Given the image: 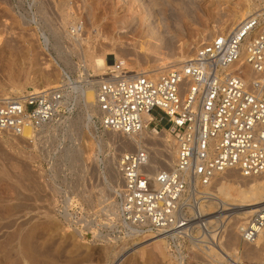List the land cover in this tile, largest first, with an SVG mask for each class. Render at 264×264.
Segmentation results:
<instances>
[{"label":"built area","instance_id":"2783aa9c","mask_svg":"<svg viewBox=\"0 0 264 264\" xmlns=\"http://www.w3.org/2000/svg\"><path fill=\"white\" fill-rule=\"evenodd\" d=\"M126 72L117 64L98 78L92 105L84 100L86 75L80 81L65 72L51 87L0 95V133L22 138L44 163H61L63 199L71 202L60 214L80 239L161 238L175 264L234 263L213 253L230 215L222 213L231 209H222L210 186L228 169L264 175L263 14L250 13L176 67ZM78 112L81 128L72 129ZM163 121L174 139L171 163L151 175L153 153L141 143L115 157L121 145L114 134L128 139ZM92 197L101 200L100 211L72 203ZM98 213L106 217L99 235L98 222L88 219ZM263 228L264 203L235 226L248 245Z\"/></svg>","mask_w":264,"mask_h":264},{"label":"rangeland","instance_id":"374dc122","mask_svg":"<svg viewBox=\"0 0 264 264\" xmlns=\"http://www.w3.org/2000/svg\"><path fill=\"white\" fill-rule=\"evenodd\" d=\"M244 9L264 17V0H0V95L51 87L63 72L80 81L83 69L99 77L90 66L93 56L104 55L111 65L116 57L124 71L168 70L200 44L232 30L246 17ZM98 69L107 74L112 68ZM151 114L161 113L155 109ZM81 115H74L72 129L81 128ZM165 123L143 132L140 142L151 148L157 168L164 166L163 153L170 163L174 153ZM119 145L115 157L135 146ZM62 175L61 163H44L22 138L0 133V264H170L151 246L136 250L138 240L80 239L60 214L64 202H71L63 199ZM263 178L228 169L212 179L210 190L222 199V186L236 188ZM72 203L100 211L102 202L92 197ZM230 211L222 213L230 215L219 237L234 262L226 264H264V228L258 240L244 244L235 226L249 214ZM90 218L98 222L93 230L99 235L106 217Z\"/></svg>","mask_w":264,"mask_h":264},{"label":"bare ground","instance_id":"6f19581e","mask_svg":"<svg viewBox=\"0 0 264 264\" xmlns=\"http://www.w3.org/2000/svg\"><path fill=\"white\" fill-rule=\"evenodd\" d=\"M249 14H250V12L248 9H244L243 12L241 13V15H243V16H247ZM108 53L111 54V52H107L106 54H108ZM106 59H108V58L105 57L104 55L92 57V61H91L90 66L92 68H94V70H96L99 77L97 75H94V74H89L87 69H83L84 74L86 75V78H87L86 79L87 80V87L84 91V100H85V103L88 105H92V103L94 102L95 90H94L93 84L98 80V78H100L104 74V72L102 70L98 69V66L108 67V69H109V68H114L117 64H123V63H121L122 61L120 59H117L116 57L114 58V60H115L114 65H111V63H108L106 61ZM176 61H177L176 59H172L169 61V63H173ZM178 64H176V65H178ZM237 68L240 69L239 64L237 65ZM241 70L245 73L247 78L251 77V70L248 67H244V68L242 67ZM133 72L134 71L131 69L130 71H127L126 73L129 74V73H133ZM156 73H158V72H156ZM90 77H96V78H90ZM34 86H36V84H34ZM149 117H150V115L147 114L146 119H148ZM30 132H31L30 128L26 127L22 132V136L27 137L30 134ZM144 138L145 137L143 135V132H141L140 134H137L136 136L130 137L128 139H124L122 137L121 139L119 138L118 140L120 141V143L129 142V143L134 144L135 145L134 147H138L140 145V142H142V140ZM165 150H167V152H168L169 149L165 148ZM169 154H167V155H169ZM162 159H163V162H165V163H163L164 165L170 163V158L168 156H166L164 153L162 155ZM156 170H157V167H156L154 160H153L150 162V165L148 167V171L151 175H153ZM261 177H264V175H261ZM219 193L222 195V199L219 197H216L217 196L216 193H215L216 194L215 197L222 201V209L223 210L232 208L230 211L231 213L234 212V210H235V213L240 212L243 215L244 214L245 215L250 214L254 207H256L259 204L264 203V178L261 180H254L250 183L247 182L246 184H244V186H238L236 188H230L227 186H222V188H219ZM228 204L229 205L231 204L232 207H228ZM210 205L211 204H209V206ZM233 205L237 206V208L233 207ZM220 235L221 234H218V236H216V238H215L217 246H216L215 251H213V253L224 258V259L225 258L229 259L228 253L225 252L226 250H222V248H221L222 246L220 245L221 242L219 240ZM262 235H263V229L258 233L255 240H258L259 237ZM136 240H138V242H136L133 246L134 248H136V250L138 249V251H142L144 249V247H146V245L151 246L152 249L157 254H159L160 257H162V259L167 260V262L170 264H172V262H174L172 259V256L170 255V253L167 250V247H166L163 239L147 237L144 239H136Z\"/></svg>","mask_w":264,"mask_h":264}]
</instances>
